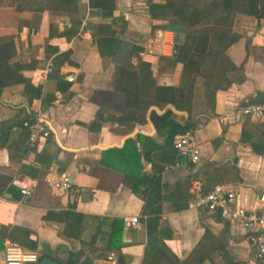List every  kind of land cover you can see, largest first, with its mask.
Returning a JSON list of instances; mask_svg holds the SVG:
<instances>
[{
	"label": "crops",
	"instance_id": "1",
	"mask_svg": "<svg viewBox=\"0 0 264 264\" xmlns=\"http://www.w3.org/2000/svg\"><path fill=\"white\" fill-rule=\"evenodd\" d=\"M154 2L164 3L163 0ZM114 4L113 27L118 30V36L142 48L139 57L150 64L160 85H174L178 80L176 70L180 71L182 66L176 64L175 69H170L162 65L159 57L172 55L178 34L169 29L151 28L148 0H114ZM99 16L95 0L94 4L91 0H0V37H14L21 60L38 61L39 66L24 75L32 78L35 85L39 82L43 85L40 98L30 103L23 93V85L3 88L0 128L22 119L27 112L51 125L50 135L33 144L26 140L25 131L14 125L8 131V145L0 147L1 183L9 184L14 176L34 180V190L28 199L19 201L8 192L0 195V232L4 227L9 236L0 237V264H5V243L14 237L13 241L22 245L19 234L23 230H30L29 238L37 241L38 246L35 250L22 249L37 254L45 252L60 264L69 251L80 248L92 257L93 264H106L109 255L121 257L123 264H142L148 239L146 226L141 222L144 202L121 182L122 174L103 166L101 159L104 151L122 146L128 136L136 133L150 136L158 143L163 138L157 135L151 121L145 125L107 121L99 131L88 128L99 110L123 109V95L113 89L114 63L111 59L102 60L98 54L94 26L110 21ZM83 21L92 33L82 27ZM75 22H79L76 36L68 39L57 35ZM232 26L241 37L226 53L243 71L231 72L230 81L225 80L223 87L216 91L217 116L206 118L210 111L205 106L202 79L194 88L193 114L200 120L193 134L201 148L200 161L185 165L183 159L165 166L161 172L164 201L159 237L164 240V249L170 258L162 257L159 264L236 261L264 264V261L249 262L254 250L238 224H224L216 213L192 206L186 182L188 174L199 173L204 165L215 164L222 168L218 175L211 176V183L236 189L240 201L245 199L250 206L258 207L257 199L264 194V146L258 144L263 140L264 121L244 118L240 113L243 103L253 102L250 98L264 92V19L258 22L252 15L234 13ZM46 43L58 46L61 52L71 50V59L76 63H66L59 69L60 75L71 82L64 94L55 90L56 82L51 74L57 70L52 65V55L45 54ZM132 58L136 63L137 57ZM47 94L55 98L44 109L41 103ZM176 112L178 121L184 123L188 113ZM143 163V172L147 174L152 163ZM235 167L240 179L236 177ZM48 174L54 180L69 177L73 189L63 193L51 188L45 180ZM74 202L75 210L84 215V244L80 239L63 237L61 222L43 218L47 211L59 213ZM131 216H137L139 226L126 221ZM113 218H122L125 226L126 244L120 247L119 256L115 250L104 252ZM15 229L16 234L12 232ZM94 233L98 234L97 241L89 245L87 242Z\"/></svg>",
	"mask_w": 264,
	"mask_h": 264
},
{
	"label": "trees",
	"instance_id": "2",
	"mask_svg": "<svg viewBox=\"0 0 264 264\" xmlns=\"http://www.w3.org/2000/svg\"><path fill=\"white\" fill-rule=\"evenodd\" d=\"M62 1V0H61ZM64 1V0H63ZM164 3H156L148 0L151 28L153 30H168L171 26L186 27L185 39L176 55L160 56L159 60L165 66L175 69L180 64L182 69L176 70L178 80L174 85H160L154 75L152 67L148 62L142 61L139 53L142 48L136 45L127 59L121 64H114L113 85L114 90L123 95V109L121 111L97 112L95 119L88 125L90 130L99 131L107 121L118 123L135 122L145 125L151 121L155 125L158 136L163 138L158 143L150 136L136 133L128 136L122 146H113L102 154L101 164L105 167L115 169L122 174L121 182L144 202L141 210V222L146 226L147 245L144 250L142 264H159L162 257L170 258L165 252L166 244L159 237V223L164 201L161 172L167 165L183 162V157L173 146L176 135H182L187 130H195L198 127L199 118L193 114V95L197 81L202 79L205 106L210 112L206 118L217 116L214 106V97L217 90L223 87L225 80L229 82L230 73L243 71L242 66H237L227 55V49L239 41L241 34L233 30L232 16L234 13H244L254 16L258 22L264 19V0H163ZM94 4V0H91ZM99 8L101 20L109 18V23L97 24L94 26L95 40L99 57L102 60H110L119 47L122 39L118 36V30L113 27L116 19L113 17L115 8L114 0H95ZM79 22L65 28L62 33L57 32L60 37L71 39L79 32ZM51 27V26H50ZM52 30V29H51ZM52 33V32H51ZM52 33L51 35H53ZM16 43L13 36L0 37V96L3 88L13 85H23V93L30 103L33 99L40 98L42 82L35 85L32 78L25 76L28 70H34L39 66L37 60H21L17 54ZM45 54L52 55L51 62L57 71L51 76L55 79V90L59 93H66L71 82L60 75L59 69L64 64L76 65L71 59V50L61 52L58 46L46 43ZM136 56L137 61L133 63L131 57ZM53 94H47L42 98V108L49 106L54 100ZM67 99V97H66ZM264 99V92H258L250 101L260 102ZM173 107V108H169ZM187 112L188 117L184 123L178 121L176 112ZM33 113H25L24 117L7 127L0 128V147L7 146L8 131L14 125H19L25 131L26 140L28 132L23 128L27 120H35ZM262 141L258 144L264 146V129H262ZM138 142L142 149L136 147ZM151 162V171L144 173L143 162ZM195 164V163H192ZM222 166L204 165L200 172L188 174L186 179L188 190L190 180L194 177L209 176L203 179L206 189H211L215 183H211V176L218 175ZM238 167H235L237 179ZM33 179V178H32ZM74 184L71 182V189ZM76 187V186H75ZM12 193L19 201L23 198L19 189L10 182H0V195ZM189 197L190 192H189ZM76 203H69L66 209L53 212L47 211L43 216L45 220L54 219L63 224L62 235L65 238L82 239L84 215L75 210ZM140 222V223H141ZM111 231L104 252L115 250L119 256V249L126 242L123 240L124 228L122 218L111 220ZM0 237H9L4 227L1 228ZM19 229V228H18ZM17 229L12 232L16 234ZM30 230H23L21 234L23 243L21 247L35 250L37 241L31 240ZM97 233H94L87 242L94 245L97 241ZM14 240V237H10ZM23 239L27 241H23ZM105 253H103V256ZM51 257L45 252L38 254V264L44 257ZM102 257V255H101ZM52 258V257H51ZM105 258V256L103 257ZM62 264H93L92 257L83 249L69 251L68 256ZM231 264H246L244 261H236Z\"/></svg>",
	"mask_w": 264,
	"mask_h": 264
},
{
	"label": "built area",
	"instance_id": "3",
	"mask_svg": "<svg viewBox=\"0 0 264 264\" xmlns=\"http://www.w3.org/2000/svg\"><path fill=\"white\" fill-rule=\"evenodd\" d=\"M82 27L86 29L87 33L93 32L85 21L82 22ZM240 113L244 118L264 121V99L260 102L247 101L243 103ZM23 126L28 132V141L31 144L47 138L51 133V125L43 118L27 120ZM173 146L178 154L185 159V165L200 161L201 148L196 142L193 131L187 130L182 135H176ZM136 147L139 150L142 149L138 142H136ZM45 180L51 188L60 192L67 193L71 190L69 177L62 176L59 180H54L48 174ZM10 183L19 189L22 197L26 199L34 190V180L30 177L14 176ZM189 186L192 206L216 213L224 224H238L245 231L246 238L254 250V257L249 262L264 261V194L257 199V207L250 206L245 199L240 201L237 190L231 186L216 185L211 189H206L201 176L192 178ZM126 221L139 226L137 216L126 218ZM4 259L5 264H34L38 261V254L34 251H25L18 242L8 240L4 246ZM106 264H118L117 257L109 255Z\"/></svg>",
	"mask_w": 264,
	"mask_h": 264
},
{
	"label": "water",
	"instance_id": "4",
	"mask_svg": "<svg viewBox=\"0 0 264 264\" xmlns=\"http://www.w3.org/2000/svg\"><path fill=\"white\" fill-rule=\"evenodd\" d=\"M169 30L174 31L178 34L176 41L174 43V49H172V55H176L178 52V49L181 48L182 44L184 43V31L186 30V27H178V26H171ZM135 47V43L122 40L119 47L114 52L111 60L114 64H121L123 63L129 54L131 53V50ZM8 195V194H7ZM118 264H123L121 257L117 258ZM38 264H60L55 259L44 256Z\"/></svg>",
	"mask_w": 264,
	"mask_h": 264
},
{
	"label": "rangeland",
	"instance_id": "5",
	"mask_svg": "<svg viewBox=\"0 0 264 264\" xmlns=\"http://www.w3.org/2000/svg\"><path fill=\"white\" fill-rule=\"evenodd\" d=\"M131 60H133V58H132V57H131ZM164 64H165V63H164V62H162V65H163V66H165Z\"/></svg>",
	"mask_w": 264,
	"mask_h": 264
}]
</instances>
